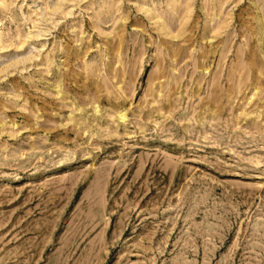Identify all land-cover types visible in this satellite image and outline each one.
I'll return each instance as SVG.
<instances>
[{
  "label": "rangeland",
  "instance_id": "1",
  "mask_svg": "<svg viewBox=\"0 0 264 264\" xmlns=\"http://www.w3.org/2000/svg\"><path fill=\"white\" fill-rule=\"evenodd\" d=\"M0 264H264V0H0Z\"/></svg>",
  "mask_w": 264,
  "mask_h": 264
}]
</instances>
